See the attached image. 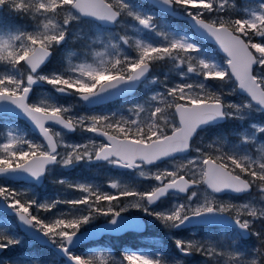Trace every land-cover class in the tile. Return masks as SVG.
I'll list each match as a JSON object with an SVG mask.
<instances>
[{
    "label": "snow or ice",
    "instance_id": "obj_1",
    "mask_svg": "<svg viewBox=\"0 0 264 264\" xmlns=\"http://www.w3.org/2000/svg\"><path fill=\"white\" fill-rule=\"evenodd\" d=\"M254 3L244 16L233 19L229 10H234V0H152L161 13H182L192 25L189 34L157 23V13L134 0H0V9L7 6L33 22L30 29L0 28V119L7 127L11 117L23 116L42 137L29 139L27 133L9 127L6 138L0 136V179L41 184L54 166L72 169L103 161L156 182L146 190L113 182L110 187L117 191L107 192L99 185L61 179V184L82 195L45 202L35 195L25 198L24 192L0 183L4 217H9L10 210L20 221L13 226L0 219V229L22 228L47 246L54 245L56 255L65 257L67 264H182L159 251L125 250L120 260L73 251L83 239L99 232L143 229L142 218L125 215L135 209L151 218L149 223L159 221L170 230L212 224H230L234 230L231 244L211 238H175L173 231L178 254L198 252L216 264L224 256L228 257L225 264H264V206L258 207L255 201L234 205L215 195L248 193L254 187L264 193V144L258 148L259 155L248 151L256 144L257 134H264V126L252 123L238 132L236 144L220 134L226 121L247 123L253 113H264V0ZM85 21L100 25H94L92 34L74 30ZM101 25L105 29L122 26L123 32L101 30ZM197 36L214 41L223 60L199 43ZM256 37L260 42H253ZM70 40L82 41L80 51L68 50L66 67L45 73L53 52L66 49ZM159 61L170 63L175 76L166 75L163 81L154 76L152 68ZM42 84L61 97L76 96L85 105L124 96L140 85L146 94L142 102L127 108V115L80 114L51 94L29 103L34 86ZM234 95L243 99L233 102L229 97ZM78 129L103 141L90 137L85 143H66L64 130ZM201 133L215 138L204 143ZM188 155L183 164L158 166ZM169 197L175 198L170 206L161 207L159 202ZM121 198L131 200L122 206ZM59 204L68 205V210L50 218L38 214ZM32 208L37 212H30ZM99 217L106 219L97 226ZM249 236L260 241L251 253L236 245L237 238ZM20 243V237L0 230V249Z\"/></svg>",
    "mask_w": 264,
    "mask_h": 264
},
{
    "label": "rangeland",
    "instance_id": "obj_2",
    "mask_svg": "<svg viewBox=\"0 0 264 264\" xmlns=\"http://www.w3.org/2000/svg\"><path fill=\"white\" fill-rule=\"evenodd\" d=\"M134 2L138 3L139 5H142L146 9H150L157 13V16L155 17L156 22L159 24H163L166 26H170L176 31L179 32H188L189 34L192 33V31L188 28L185 24L177 23L176 21H172L170 19H167L165 16L159 14L156 10H153L148 4H144L141 0H134ZM232 0H230V3ZM242 2V6H241ZM235 8L234 10L230 8V10L242 13V16L245 15L246 9H250L255 6L254 0H234ZM17 14V13H16ZM15 12L10 11L7 6H5L2 10H0V18L2 16H7L9 18L14 19L16 21L14 16H16ZM21 18L12 24H6L0 28H6L7 26H28L29 29L31 28L33 22L30 18L24 17L20 14ZM122 19H126L129 23H135L131 20V18L124 17ZM94 25H100L97 22H89L85 21L81 25H77L74 30L77 31H84L88 32L89 34H92L95 32ZM101 30H111V31H117V32H123L122 26H115L112 28H104V26L101 25ZM253 42H260V38L256 37L254 38ZM82 41L79 40H70L69 45L66 49H57L54 51V57L48 62V64L45 66V73L51 72L57 68L60 67H66V52L68 50L71 51H80ZM205 48L213 55H216L217 53L212 46H205ZM97 50H102V48H98ZM131 54L135 55V52L132 50H129ZM219 60H223V57H217ZM91 62V60H89ZM163 65H166L165 67ZM154 68L152 69V74L156 77H158L161 81L165 79V76L167 75L169 78H172L175 76V73L170 71L171 64L159 61L154 64ZM151 78V77H150ZM178 79V77H177ZM213 86H218L217 81H211L209 82ZM45 94H51L55 96L58 101L65 105H72L74 106V110L78 111L80 114H111L113 112L122 113L124 115H127V108L133 103V102H142L145 98L146 90L144 85H141L138 91L131 96H128L126 98L116 100L111 104L106 105H100L95 107H87L83 101H80L78 97L76 96H64L61 97L59 94L54 93L50 85L42 84L34 86L33 92L30 95L29 103H34L39 101ZM230 100L233 102H240L243 99L242 95H234L232 97H229ZM255 115V120H248L246 118L247 123H244L242 121L236 120V121H227L226 125L221 129L220 134L223 135L227 142L236 144L239 142L238 132L244 131L246 128H250L252 123H258L262 126H264V114L262 113H253ZM239 125H243V127H237ZM12 127L17 130H19L22 133H27L29 139L40 141L41 139L31 131V129L25 124L23 120L16 119L14 117H11L7 122V127L5 126V121L0 119V136L6 138L8 128ZM56 130H61L59 127L54 126ZM258 135V134H257ZM201 136L204 137V143H208L211 139L215 138V135L211 133H201ZM93 138L96 140L97 143H100L103 141L102 138L95 136L93 133L84 132L82 130H77L73 133H69L66 130H64V141L66 143H85L88 138ZM200 142V138H197V143ZM261 144H264V134L258 137L256 144L251 146L248 151L254 155H259L258 148ZM61 153H63L65 150L64 148L60 149ZM195 153H192L190 155H194ZM190 155L186 156L185 158H182L178 156L175 161H165L163 163H160L158 166L163 169L165 167H172L173 164H183L186 162V158H190ZM153 171L156 169L153 168ZM61 179H66L69 183L76 184V183H87L92 185H99L104 191L107 192H116L117 190L112 189L110 187V184L113 182L119 183L121 185H131L134 187H138L141 189H148L151 185L155 184L156 182L154 180H144L143 178L139 177L135 172H130L129 170H117L113 168V166L107 164L106 162H96L92 165H84L83 163L80 165H77L75 168L72 169H62L59 166H54L52 170L45 175L44 178V184L40 186H36L34 183L30 182H12V181H4L0 179V183H7L8 186L18 189L25 193V198L31 197L35 195L38 200L41 202L50 201L53 199H56L59 197L60 199H72L77 198L82 195L81 192L78 190H75L73 188H70L68 184H61L59 181ZM201 194L203 196L204 193V186H201ZM217 198L223 202H228L234 205H241L243 203H247L249 201H255L257 206H264V193H260L259 196L256 198L255 195H248L244 199L240 200L237 199L234 196L231 195H216ZM175 199L174 197L166 198L164 201L159 202L161 204V207H168L170 206L171 201ZM131 198H121L120 203L123 206L124 204H128L130 202ZM69 208L68 205L65 204H59L56 209H52L51 211H44L39 210V215L41 217L50 218L53 216V214L58 213L60 211H67ZM30 212L36 213L37 209L32 208L30 209ZM235 214V212L233 211ZM126 214H139L143 217V214L138 212L135 209H130L128 213ZM144 218V217H143ZM0 219H6L9 221V223L13 226H16V220L14 217H4V214L0 212ZM106 218L99 217L95 223L99 221H103ZM148 223V236H139L141 234H135L130 233L122 243L121 240L113 239L112 237H105L104 240H102V244L97 247L89 248L88 250L82 251L79 248L74 249L73 251L76 252V254L80 255H87L90 253H95L97 256L100 257H112L116 260L122 259L125 250L134 251V250H145L150 252H162L168 249L170 254H165V257L169 260L172 258L179 259L182 264H185V260H187L188 257L184 256L183 254H178L177 250L175 248L174 239L172 236L175 235V238H181V239H198V240H207L211 238L212 240H223L226 244H231L232 239L234 235V231L231 229H218V230H210L205 226L200 227H193L190 229H183V230H170L159 221H153L149 223L148 221L151 220V218H145ZM88 226H85L87 228ZM257 227L259 228L260 225L257 224ZM4 231L8 235H12L14 237L18 236L21 238L20 244L11 245L7 248H4L3 254L0 255V264H32V262H35V264H65L64 261L59 258L55 253L52 251L46 249L45 247L35 246V242L27 237L24 233L19 231L18 227H13V229L3 228L0 229ZM195 234V235H193ZM149 235L156 236L155 237H149ZM217 238V239H216ZM248 244H245L244 247H242L241 251H247L248 253L253 252L254 249L260 247V241L256 239L255 236H252L248 241ZM196 253V252H192ZM171 255V256H170ZM170 256V257H169ZM190 257V256H189ZM226 259L219 260V264H225V260L228 259L227 256ZM203 263L206 261V259L202 260ZM216 263V261L214 260Z\"/></svg>",
    "mask_w": 264,
    "mask_h": 264
},
{
    "label": "water",
    "instance_id": "obj_3",
    "mask_svg": "<svg viewBox=\"0 0 264 264\" xmlns=\"http://www.w3.org/2000/svg\"><path fill=\"white\" fill-rule=\"evenodd\" d=\"M145 2H148V3H150L151 5H152V0H144ZM153 6V5H152ZM157 9V8H156ZM158 11H159V9H157ZM160 12V11H159ZM161 13V12H160ZM162 14H164V15H168V16H171V17H174V18H178V19H180V20H186L187 22H188V24H189V26L192 28V25L190 24V22L186 19V18H183V14L181 13L180 15H172V14H168V13H162ZM98 22V21H97ZM99 24H100V22H98ZM107 27H114V26H112V25H108ZM193 30V29H192ZM197 38L198 39H200V40H202V41H204V42H206V43H210V44H214L215 45V43H214V41H211V40H206V39H202V38H200L199 36H197ZM215 47H216V49H217V52L220 54V55H222V56H224V54L221 52V51H219V49H218V46L217 45H215ZM50 59V58H49ZM138 88V87H137ZM137 88H135V89H133L130 93H128V94H126V95H124V96H113L111 99H109V100H105V101H103L102 103H100V104H104V103H108V102H111V101H115V100H117V99H121V98H125V97H127V96H129V95H131V94H133L135 91H136V89ZM100 104H97V105H100ZM97 105H87L88 107H91V106H97ZM14 117H16V116H14ZM17 118H19V119H22V120H24L25 122H26V124L28 125V127L33 131V128H32V125L29 123V121L25 118V117H23V116H19V117H17ZM57 127H59V126H57ZM41 140H42V137L40 136V134H39V131L38 130H36V131H33ZM99 162H103V161H99ZM15 181H23V182H29L28 180H26V179H19V180H15ZM31 183H34L36 186H39V185H41V184H36L35 182H31ZM220 194H222V193H220ZM232 194H238V195H240V194H243V193H232ZM4 208V206H3V203L2 202H0V210L3 212V209ZM9 211V215H13V216H15L14 214H12L11 212H10V210H8ZM4 213V212H3ZM126 216H129V217H140V218H142L143 219V221H144V223H145V227L143 228V229H140V230H137V229H133V228H129V229H126L125 231H121V232H112V233H106V232H99V233H97L96 235H93V236H89V237H86L85 239H83L75 248H77L79 245H81V244H83V243H87V242H90V241H94V240H98V239H100L102 236H104V235H121V234H123V233H126V232H130V231H133V232H137V233H139V232H143L145 229H146V221L144 220V218L142 217V216H140V215H138V214H133V215H129V214H125ZM16 222H17V225H19L20 224V221L18 220V218L16 217ZM105 221H102V222H99V223H96V225L97 226H99L100 224H103ZM212 225H220V226H228V227H232L230 224H212ZM19 228V227H18ZM19 230L21 231V232H23L26 236H28V237H30V238H32L37 244H39V245H43V246H47L45 243H42L41 242V240L40 239H38V238H35L34 236H31V235H29L28 233H26L22 228H19ZM85 229H83V230H81V231H84ZM243 238H248V237H243ZM46 239V238H45ZM47 247H49V246H47ZM49 248H51L53 251H54V248H55V246L54 245H52L51 247H49ZM2 251V249H0V252ZM56 254V253H55ZM60 258H62L63 260H64V262L67 264V260H66V258L65 257H63L62 255H60L59 256Z\"/></svg>",
    "mask_w": 264,
    "mask_h": 264
},
{
    "label": "flooded vegetation",
    "instance_id": "obj_4",
    "mask_svg": "<svg viewBox=\"0 0 264 264\" xmlns=\"http://www.w3.org/2000/svg\"><path fill=\"white\" fill-rule=\"evenodd\" d=\"M242 4V3H241ZM261 193V191L258 189V188H253L252 190H251V192L250 193H248V194H243V195H241V196H234V195H231V196H234V197H236L237 199H240V200H242V199H244L246 196H248V195H255V197L257 198L258 196H259V194ZM229 195V194H228ZM231 215H235L233 212L231 213ZM208 229H210V230H218V229H223V228H226V229H231V230H233V228H229V227H221V226H206ZM234 231V230H233ZM130 233H132V232H127V233H124V234H122V235H116V236H109V237H112L113 239H118V240H121V242L120 243H122L123 242V240L130 234ZM148 233H149V230L148 229H146L145 230V232L144 233H142L141 235H139V236H145V237H147L148 236ZM105 237H107V236H104L103 238H101V239H99V240H97V241H95V242H91V243H89V244H87V245H82V247L80 248V250H82V251H85V250H88L87 248L89 247V248H93V247H97V246H100L101 244H102V240H104L105 239ZM149 237H155L156 238V236H153V235H149ZM217 239V238H216ZM245 244H248V242H247V240H243L242 239V237H240V238H237L236 239V245L239 247V249L240 250H242V247H244L245 246ZM163 253H165V254H170V252L168 251V249L167 250H165V251H162ZM171 256V255H170ZM169 256V257H170ZM190 256V257H189ZM186 257H188L187 258V260H185L186 262H184L185 264H216L215 262H214V260L212 259V258H210V257H208V256H205V255H202L201 253H198V252H196V253H192L191 255H188V256H186ZM203 259H206V261L203 263ZM222 259H226V257H222V258H220V260H222Z\"/></svg>",
    "mask_w": 264,
    "mask_h": 264
},
{
    "label": "trees",
    "instance_id": "obj_5",
    "mask_svg": "<svg viewBox=\"0 0 264 264\" xmlns=\"http://www.w3.org/2000/svg\"><path fill=\"white\" fill-rule=\"evenodd\" d=\"M144 3V2H143ZM145 4V3H144ZM16 14V13H15ZM15 17V19H17L16 21H14V19H12V18H9V17H7V16H2L1 18H0V27H2V26H4V25H6V24H12V23H14V22H17L20 18H21V16H19L18 14H16V16H14ZM54 57V52H53V56H52V58ZM164 67L166 66V65H163ZM155 66L153 65V68H154ZM152 68V69H153Z\"/></svg>",
    "mask_w": 264,
    "mask_h": 264
}]
</instances>
